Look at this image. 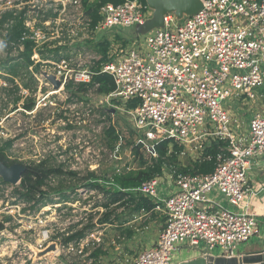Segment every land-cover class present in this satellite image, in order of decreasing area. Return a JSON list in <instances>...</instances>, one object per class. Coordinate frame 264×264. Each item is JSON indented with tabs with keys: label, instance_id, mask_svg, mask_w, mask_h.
Masks as SVG:
<instances>
[{
	"label": "built area",
	"instance_id": "obj_1",
	"mask_svg": "<svg viewBox=\"0 0 264 264\" xmlns=\"http://www.w3.org/2000/svg\"><path fill=\"white\" fill-rule=\"evenodd\" d=\"M199 1L194 14H164L161 26L146 32L143 41L137 36L110 47L100 66L99 73L114 83L104 99L136 102L127 114L135 145L148 156L155 158L164 141L200 150L213 140L228 142L227 154L217 156L211 173L167 175L174 189L166 197L159 191L161 176L131 190L154 203L163 227L152 247L119 264H173L176 251L198 247L202 251L195 259L239 257V247L259 233L247 195L254 193L248 187L250 167H264V0ZM99 17L92 32L119 34L143 26L152 9L124 0L102 5ZM40 34L32 31L30 38L37 44ZM94 74L79 71L71 80L88 85ZM256 103L260 108L247 110L244 134L237 110L229 107Z\"/></svg>",
	"mask_w": 264,
	"mask_h": 264
},
{
	"label": "rangeland",
	"instance_id": "obj_2",
	"mask_svg": "<svg viewBox=\"0 0 264 264\" xmlns=\"http://www.w3.org/2000/svg\"><path fill=\"white\" fill-rule=\"evenodd\" d=\"M95 1L88 0V3ZM83 2L0 0V14L27 6V25L32 31H41L36 51H45L47 57L42 60L38 52L33 54L31 59L34 62L29 70L36 81V90L34 93L25 91L22 85L26 80L17 82L22 101L16 111L8 112L10 106H4L5 95L0 93V137L13 139L10 155L17 163L28 165L32 161L46 160L48 165L62 166L64 170L78 173L73 181L62 178L65 189L61 195L64 196L52 194L53 203H47L39 210L31 209L21 201L11 205L17 200L13 188L19 183H6L0 178V264H119L152 246L163 227V216L158 211L134 210L135 203L104 208L103 205L110 202L109 194L80 186V180L92 172L107 191L109 186L104 181L111 182L114 175L139 168V159L132 153L136 134L127 114L134 107L129 108V103L106 101L105 95L95 93V86L79 93V84L72 81L79 71L91 73L106 63L109 48L117 47L112 39L116 33L90 31L92 19L86 17ZM58 5H61L60 9ZM41 8H51L58 14L53 23L42 24L43 31L36 28ZM96 12L99 15V9ZM119 34L131 41L137 36L140 41L145 38L142 31L137 33L134 28L122 29ZM103 35L112 39L109 48L100 44L104 42L100 38ZM7 51L0 35V61L16 55V51L11 54ZM3 75L0 71V86L5 85ZM54 82L59 83L58 88ZM70 82L73 87L68 91L65 87ZM26 97L35 101L31 112L22 109ZM239 107L246 113H242ZM229 108L237 110L242 133L246 134L249 111L260 108V105L241 107L238 104ZM111 127L118 136L113 149L110 147L113 139L107 134ZM177 149V160L163 165L162 178L170 173L191 174L194 169L193 163L201 150L178 144ZM219 151L217 156L226 154ZM147 159L151 165V158ZM58 182L48 181L49 188H54ZM81 231L83 238L64 245L67 236ZM50 245L55 246V251L45 254L44 250ZM201 251L200 247L182 248L175 252L172 263L195 259ZM212 253L219 255L220 251L214 249Z\"/></svg>",
	"mask_w": 264,
	"mask_h": 264
},
{
	"label": "trees",
	"instance_id": "obj_3",
	"mask_svg": "<svg viewBox=\"0 0 264 264\" xmlns=\"http://www.w3.org/2000/svg\"><path fill=\"white\" fill-rule=\"evenodd\" d=\"M124 0H97L94 3H88V0H84L83 5L85 7L84 11L86 17L92 19L90 23V31H93L100 20L99 15L96 10H98L102 5L114 4L118 5ZM142 4L146 5L145 0H139ZM58 9L61 5H58ZM27 6L22 8H12L8 9L2 14H0V35L3 43L7 47V54H11L12 51H16L15 56L9 55L5 60L0 61L2 67L0 71L4 74L3 79L5 85L0 86V93L5 95V107L10 106L8 112H14L19 108V103L22 101V96L19 94L20 88L17 82L26 80L23 82L22 88L25 91L34 93L36 90L35 79L32 71L29 70L33 66V60L31 59L33 54L38 52V55L42 60H47L44 55L45 51H36L37 44L30 38L32 35V30L27 25ZM39 23L36 28L45 30L43 23L51 22L53 23L57 18V12H53V9L41 8L38 10ZM113 42L116 44H121L125 46L130 43L131 40L122 38L120 34H114L112 36ZM104 47L112 44L108 41V38L103 37ZM102 45V46H103ZM99 47V45H97ZM100 50V49H99ZM103 53L105 54L106 49L103 48ZM107 54V53H106ZM59 61V60H57ZM40 65V64H38ZM101 66V65H100ZM100 66L94 69V75L92 76L91 83L88 85L79 84V93L87 90L89 87H96L95 93L97 95H108L114 91V83L111 76L99 73ZM73 87L70 82L66 85V89L69 91ZM22 109L25 112H31L35 107V101L31 98H23ZM128 107H135L136 102H128ZM107 134L113 139V143L110 146L111 149L114 148V143L118 140V136L115 130L111 127L107 131ZM172 141H164L158 144L155 148L156 157H150L145 152H143L140 146L134 145L132 147L133 155L139 159V168L137 170L129 171L128 173H119L111 177V182L104 181L109 186L106 191L101 185L99 179L90 172L87 176L80 180V186H87L91 190L101 191L110 195V202L103 205L107 208L110 205H115L116 207L124 206L125 204L135 203L134 210H144L145 212H151L155 205L142 195L131 192L132 189L137 188L142 182L160 177L163 174V165L166 163H173L177 160V144L171 143ZM171 146V148H169ZM13 147V139H4L0 137V163L6 167L18 164L23 166L25 170L20 175V182L17 186H14L13 193L17 199L11 205H17L16 202L21 201L24 205H30L31 209L39 210L40 208L46 206L47 203L52 202L50 199L52 194H62L65 187L63 186L62 178L73 181L77 178L78 173L71 170H64L62 166H51L48 165L46 160H39L37 162H30L28 165H23L17 163L11 159V150ZM228 147V142L213 140L209 144H206L200 151L199 157L194 161V169L191 174H208L211 173L216 165V157L218 153L222 150L226 152ZM227 154V152H226ZM208 156H214L212 160H208ZM153 162L149 164V159ZM186 173V172H184ZM57 180L59 181L54 188H49L48 181ZM84 182V184L82 183ZM103 182V181H102ZM2 183V182H1ZM6 184V183H3ZM64 196V195H61ZM127 199V200H126ZM53 203V202H52ZM83 232H78L71 234L64 239V245H69L76 239L83 238Z\"/></svg>",
	"mask_w": 264,
	"mask_h": 264
},
{
	"label": "water",
	"instance_id": "obj_4",
	"mask_svg": "<svg viewBox=\"0 0 264 264\" xmlns=\"http://www.w3.org/2000/svg\"><path fill=\"white\" fill-rule=\"evenodd\" d=\"M146 3L152 9V18L147 20L143 26L136 28L137 33L142 31L145 34L150 29L161 26L162 17L166 13L174 12L177 17H182L184 14L196 13L201 6L199 0H146ZM54 85L58 88L59 83L54 82ZM16 167H20V169L18 170ZM24 170L25 168L18 164L6 167L0 163V178L6 183L17 184L20 182V175ZM55 249L54 245H50L44 250V253L55 251ZM180 264H264V249L243 253L239 257L233 258L205 259L199 257Z\"/></svg>",
	"mask_w": 264,
	"mask_h": 264
},
{
	"label": "crops",
	"instance_id": "obj_5",
	"mask_svg": "<svg viewBox=\"0 0 264 264\" xmlns=\"http://www.w3.org/2000/svg\"><path fill=\"white\" fill-rule=\"evenodd\" d=\"M248 176H249L248 187L250 189H253L254 193L252 195L251 194L247 195V201L249 203L248 204L249 207L247 211L257 217L259 221V225L261 227L259 226V233L257 235H255L248 243L241 245L242 246L241 250L238 249L239 255L248 252L249 253L256 252V251H260L261 249H264V191L257 192L258 188L264 187V167L252 165L248 172ZM159 187L161 194L164 197L170 195L174 189L173 183L167 178V175H164L163 178H161ZM144 250H141L138 253Z\"/></svg>",
	"mask_w": 264,
	"mask_h": 264
}]
</instances>
